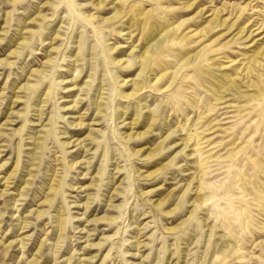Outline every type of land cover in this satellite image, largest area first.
Here are the masks:
<instances>
[{
    "label": "rangeland",
    "instance_id": "obj_1",
    "mask_svg": "<svg viewBox=\"0 0 264 264\" xmlns=\"http://www.w3.org/2000/svg\"><path fill=\"white\" fill-rule=\"evenodd\" d=\"M9 242L0 264H264V0H0Z\"/></svg>",
    "mask_w": 264,
    "mask_h": 264
},
{
    "label": "bare ground",
    "instance_id": "obj_2",
    "mask_svg": "<svg viewBox=\"0 0 264 264\" xmlns=\"http://www.w3.org/2000/svg\"><path fill=\"white\" fill-rule=\"evenodd\" d=\"M87 137V136H86ZM5 193H2L1 195H4ZM13 242H9L6 246H2L1 245V250H0V260L3 259V258H6V257H10V249L13 247ZM41 249H38V254H35V256L30 259L27 263L25 264H38L39 263V258H41ZM17 264H22V263H17ZM54 264H57V263H54Z\"/></svg>",
    "mask_w": 264,
    "mask_h": 264
}]
</instances>
